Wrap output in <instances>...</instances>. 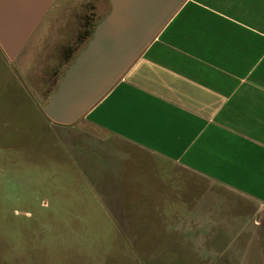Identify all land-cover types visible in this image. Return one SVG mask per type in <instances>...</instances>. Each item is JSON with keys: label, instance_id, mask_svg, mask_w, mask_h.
I'll use <instances>...</instances> for the list:
<instances>
[{"label": "rangeland", "instance_id": "obj_1", "mask_svg": "<svg viewBox=\"0 0 264 264\" xmlns=\"http://www.w3.org/2000/svg\"><path fill=\"white\" fill-rule=\"evenodd\" d=\"M87 1L99 20L111 10L109 0H57L16 61L0 50V264L209 262L193 252L187 216L189 203L211 191L244 219L221 260L264 264V205L160 167L128 144L101 141L82 119L59 126L46 117L60 81L53 83V69L61 47L74 43ZM144 182L167 188L146 190L144 199Z\"/></svg>", "mask_w": 264, "mask_h": 264}, {"label": "crops", "instance_id": "obj_2", "mask_svg": "<svg viewBox=\"0 0 264 264\" xmlns=\"http://www.w3.org/2000/svg\"><path fill=\"white\" fill-rule=\"evenodd\" d=\"M82 120L101 141L128 144L160 167L263 206L264 0H187ZM164 188L144 182V199ZM222 205L212 191L189 203L193 252L213 260L194 264H230L221 259L244 219Z\"/></svg>", "mask_w": 264, "mask_h": 264}, {"label": "water", "instance_id": "obj_3", "mask_svg": "<svg viewBox=\"0 0 264 264\" xmlns=\"http://www.w3.org/2000/svg\"><path fill=\"white\" fill-rule=\"evenodd\" d=\"M187 0H110L111 10L43 107L73 126L125 77ZM55 0H0V50L14 62Z\"/></svg>", "mask_w": 264, "mask_h": 264}, {"label": "flooded vegetation", "instance_id": "obj_4", "mask_svg": "<svg viewBox=\"0 0 264 264\" xmlns=\"http://www.w3.org/2000/svg\"><path fill=\"white\" fill-rule=\"evenodd\" d=\"M56 1L57 0H55V2L52 4V6L50 7L48 12L46 13L44 18L42 19V21L45 19V17H47L49 11H51L53 9L52 7L56 3ZM96 1H98V0H96ZM109 3H110V0H109ZM95 10H96V5H95L94 1L93 2L87 1L85 3V5H82V12H81L82 15L78 16L79 17V20L77 22L78 26L76 27V29H72L73 31L74 30L76 31V33H75L76 39H75L73 44L70 43L68 45L61 47L62 50H61V53H60L59 59H58L59 63L53 69V73H52V77L55 78L53 83L56 81L57 77H60V79L62 78V76L64 75V73L66 72V70L68 69L70 64L74 61L76 56L83 49L82 45H84L86 39H88V41L90 40V38L92 37L97 25L103 20V18L99 20V17L97 16ZM42 21L40 22V24L42 23ZM40 24L38 25V27L40 26ZM38 27L36 28V30L38 29ZM36 30L34 31V33L36 32ZM72 30H71V32H73ZM34 33L32 34V36L34 35ZM81 47H82V49H80ZM76 53H78V54L76 55ZM66 65H67V67H66L65 71L63 72L62 69Z\"/></svg>", "mask_w": 264, "mask_h": 264}, {"label": "trees", "instance_id": "obj_5", "mask_svg": "<svg viewBox=\"0 0 264 264\" xmlns=\"http://www.w3.org/2000/svg\"><path fill=\"white\" fill-rule=\"evenodd\" d=\"M263 240H264V236H263Z\"/></svg>", "mask_w": 264, "mask_h": 264}]
</instances>
